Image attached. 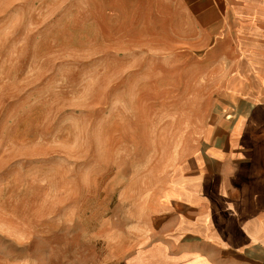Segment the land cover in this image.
<instances>
[{"label":"rangeland","instance_id":"obj_1","mask_svg":"<svg viewBox=\"0 0 264 264\" xmlns=\"http://www.w3.org/2000/svg\"><path fill=\"white\" fill-rule=\"evenodd\" d=\"M232 1L0 0V264H198L178 164L264 49L205 34Z\"/></svg>","mask_w":264,"mask_h":264},{"label":"crops","instance_id":"obj_2","mask_svg":"<svg viewBox=\"0 0 264 264\" xmlns=\"http://www.w3.org/2000/svg\"><path fill=\"white\" fill-rule=\"evenodd\" d=\"M260 2L254 7L252 0H233L237 22L209 27L205 34L229 47L264 44ZM214 13L209 4L199 16ZM233 57L220 78L226 113L216 114L197 147L180 160L169 197L180 217L170 233L187 239L198 264L264 259V49L240 50Z\"/></svg>","mask_w":264,"mask_h":264}]
</instances>
